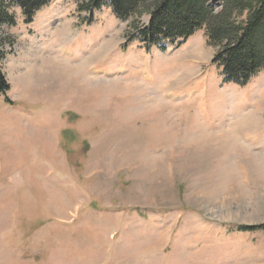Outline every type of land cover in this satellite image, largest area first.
Instances as JSON below:
<instances>
[{
	"label": "rangeland",
	"instance_id": "1",
	"mask_svg": "<svg viewBox=\"0 0 264 264\" xmlns=\"http://www.w3.org/2000/svg\"><path fill=\"white\" fill-rule=\"evenodd\" d=\"M11 12L0 264H264V230H239L264 225V70L225 82L204 30L125 46L131 21L75 0Z\"/></svg>",
	"mask_w": 264,
	"mask_h": 264
},
{
	"label": "trees",
	"instance_id": "2",
	"mask_svg": "<svg viewBox=\"0 0 264 264\" xmlns=\"http://www.w3.org/2000/svg\"><path fill=\"white\" fill-rule=\"evenodd\" d=\"M54 0H0V28L16 25L12 8L17 7L25 24ZM83 22L92 24L96 12L110 9L121 22L132 23L125 46L138 43L146 52H165L204 30L208 44L216 49L212 64L227 83L244 86L264 70V0H75ZM219 9H216L218 7ZM148 15L149 20H138ZM136 19L137 22H133ZM133 20V21H132ZM3 55L0 52V64ZM10 85L0 66V97H7ZM241 232L261 231L264 225L241 226Z\"/></svg>",
	"mask_w": 264,
	"mask_h": 264
}]
</instances>
